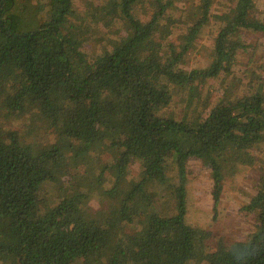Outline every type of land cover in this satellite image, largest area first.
I'll return each instance as SVG.
<instances>
[{"label": "trees", "instance_id": "trees-1", "mask_svg": "<svg viewBox=\"0 0 264 264\" xmlns=\"http://www.w3.org/2000/svg\"><path fill=\"white\" fill-rule=\"evenodd\" d=\"M213 1L0 0V264H264V173L243 239L187 220L190 158L217 204L227 152L264 155V71H235L260 0Z\"/></svg>", "mask_w": 264, "mask_h": 264}, {"label": "rangeland", "instance_id": "rangeland-1", "mask_svg": "<svg viewBox=\"0 0 264 264\" xmlns=\"http://www.w3.org/2000/svg\"><path fill=\"white\" fill-rule=\"evenodd\" d=\"M81 3V0H76ZM92 4H99V0H90ZM185 8L188 0H176ZM214 8L219 11L220 2L214 0ZM254 16L264 21V0L254 12ZM115 26L112 30L116 31ZM262 33L247 35L248 42L253 47L247 51H238V64L235 68L237 80L242 85L249 82L252 70L264 71V38ZM174 39L179 42V40ZM214 34L207 31L184 59L183 65L190 69L209 64L210 48L213 44ZM252 50V51H251ZM251 51V52H250ZM253 54V55H252ZM253 57H252V56ZM226 77L211 79L203 82V89L210 91L213 96L223 91ZM1 123L10 128L17 129L21 134H27L26 124L21 121L2 119ZM33 136V133H31ZM106 155V154H104ZM136 168V167H135ZM264 169V155L256 150H235L227 152L222 162L223 185L220 200L214 202V180L211 167L203 160L190 158L188 161V213L190 224H198L209 230L212 234L208 240L209 250L216 249L220 242L232 243L243 239L256 226L255 213L246 209L251 196L257 191Z\"/></svg>", "mask_w": 264, "mask_h": 264}]
</instances>
